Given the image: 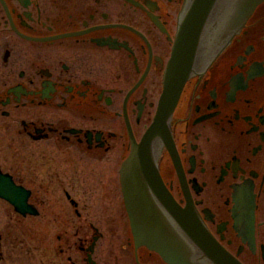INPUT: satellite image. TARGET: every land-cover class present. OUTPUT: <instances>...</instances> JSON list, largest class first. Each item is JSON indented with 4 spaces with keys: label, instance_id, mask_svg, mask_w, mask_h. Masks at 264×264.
I'll return each instance as SVG.
<instances>
[{
    "label": "flooded vegetation",
    "instance_id": "1",
    "mask_svg": "<svg viewBox=\"0 0 264 264\" xmlns=\"http://www.w3.org/2000/svg\"><path fill=\"white\" fill-rule=\"evenodd\" d=\"M243 2L0 0V264H264V0Z\"/></svg>",
    "mask_w": 264,
    "mask_h": 264
},
{
    "label": "water",
    "instance_id": "2",
    "mask_svg": "<svg viewBox=\"0 0 264 264\" xmlns=\"http://www.w3.org/2000/svg\"><path fill=\"white\" fill-rule=\"evenodd\" d=\"M244 2L241 4L240 12L243 14V16L246 18L254 9V7L263 0H243ZM192 33L190 30L189 22H185L182 26V31L180 34V42L178 45V50H183L182 54H179V56L176 57L177 60H179V63L177 64V68L174 69V66H170L166 73L165 77V88L164 92L161 98L160 102V112L158 115V119H161L166 112L173 109L174 105L177 102V99L179 97V94L182 90V87L189 75L190 72V66L192 64V61L195 56V48H194V41H192V44L190 47H187V42L189 41V35ZM159 120H156V123L152 126V128L149 131V135L153 134V131L155 130V126ZM140 151L136 149L135 156L132 157V160H136V156ZM18 206V203H15ZM19 210H22V206L18 207ZM135 218V216H133ZM134 226H137V224L134 222Z\"/></svg>",
    "mask_w": 264,
    "mask_h": 264
},
{
    "label": "rangeland",
    "instance_id": "3",
    "mask_svg": "<svg viewBox=\"0 0 264 264\" xmlns=\"http://www.w3.org/2000/svg\"><path fill=\"white\" fill-rule=\"evenodd\" d=\"M38 225V224H37Z\"/></svg>",
    "mask_w": 264,
    "mask_h": 264
}]
</instances>
